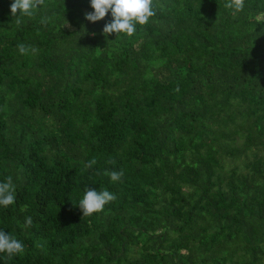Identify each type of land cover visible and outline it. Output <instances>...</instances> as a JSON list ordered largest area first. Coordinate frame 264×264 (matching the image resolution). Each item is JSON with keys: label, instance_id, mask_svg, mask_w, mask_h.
<instances>
[{"label": "trees", "instance_id": "trees-1", "mask_svg": "<svg viewBox=\"0 0 264 264\" xmlns=\"http://www.w3.org/2000/svg\"><path fill=\"white\" fill-rule=\"evenodd\" d=\"M12 2L0 230L24 251L0 264H264V0H154L146 25L107 38L90 0H44L19 24ZM86 189L116 199L82 218Z\"/></svg>", "mask_w": 264, "mask_h": 264}, {"label": "clouds", "instance_id": "clouds-1", "mask_svg": "<svg viewBox=\"0 0 264 264\" xmlns=\"http://www.w3.org/2000/svg\"><path fill=\"white\" fill-rule=\"evenodd\" d=\"M44 0H13L10 5V12L13 17L34 15V10L38 9ZM92 12L85 15V19L91 23H96L103 20L105 16L111 12L112 20L107 23L103 29V35L107 38L111 34H116L118 37L121 34L128 36L136 32L137 25H146L150 18L156 15L154 8V0H90ZM225 7L237 8L242 7V0H228ZM16 23H20L19 17ZM17 48L23 55L29 49L23 44H18ZM33 53L38 52V49H30ZM96 163L95 160L89 161L85 167L91 168ZM114 163V161H110ZM113 182L121 180L123 170L105 172ZM116 196L106 189L99 191L86 189L83 197L79 200L78 207L82 212V218L91 216L95 213L102 212L104 207L114 201ZM15 202V185L12 177L9 176L6 182H0V207H7ZM25 223L31 225V217H27ZM24 251L23 243L14 236L0 230V253H6L8 256L20 254Z\"/></svg>", "mask_w": 264, "mask_h": 264}]
</instances>
